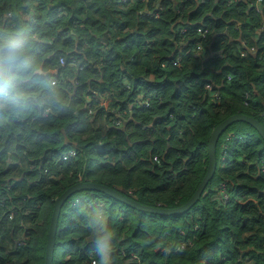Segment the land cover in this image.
Instances as JSON below:
<instances>
[{
    "label": "trees",
    "instance_id": "16d2710c",
    "mask_svg": "<svg viewBox=\"0 0 264 264\" xmlns=\"http://www.w3.org/2000/svg\"><path fill=\"white\" fill-rule=\"evenodd\" d=\"M16 37L23 60L0 80V264H44L55 200L71 187L180 208L218 125L242 115L264 127V0H0V46ZM95 214L115 233L114 264H264V141L230 125L184 215L74 194L53 264H99Z\"/></svg>",
    "mask_w": 264,
    "mask_h": 264
},
{
    "label": "water",
    "instance_id": "95a60500",
    "mask_svg": "<svg viewBox=\"0 0 264 264\" xmlns=\"http://www.w3.org/2000/svg\"><path fill=\"white\" fill-rule=\"evenodd\" d=\"M242 122L245 124L250 125L253 127L258 134L261 136V138L264 141V127L259 124L257 121L242 116V115H235L233 117L228 118L224 122H222L220 125H218L212 132L211 138L208 143V168L207 172L200 183L199 187L197 188L196 192L192 196V198L187 202L184 206L176 209H156V208H148L145 206H142L135 202L132 199H129L127 197H124L123 195L114 192L112 190H109L105 187L94 185V184H77L70 189L66 190L59 198L55 200L53 211L51 214V218L49 221V228L47 233V243L45 248V261L44 264H53L54 259V249H55V239L58 232V222L61 215V209L64 203L74 194L82 192V191H93V192H99L103 193L114 200L126 205L127 207H130L136 211L142 212V213H150L155 214L159 216H180L184 215L187 212L193 208L197 202L200 200L201 196L203 195L205 188L209 184V182L214 177L215 171H216V144L221 136V134L232 124ZM86 168H84V171Z\"/></svg>",
    "mask_w": 264,
    "mask_h": 264
},
{
    "label": "clouds",
    "instance_id": "9594fccd",
    "mask_svg": "<svg viewBox=\"0 0 264 264\" xmlns=\"http://www.w3.org/2000/svg\"><path fill=\"white\" fill-rule=\"evenodd\" d=\"M182 31L183 30H181V33ZM24 47L25 42L22 37H16L0 46V80H2L4 71L10 70L13 64L23 60ZM72 63H74V61ZM78 202L79 201L76 200V204ZM87 227L92 237L91 242L99 256V264H114L113 238L115 233L108 227L104 217L100 214L89 215L87 217ZM92 259L93 258H91L90 261H92ZM93 262L94 261H92L91 264Z\"/></svg>",
    "mask_w": 264,
    "mask_h": 264
},
{
    "label": "built area",
    "instance_id": "2783aa9c",
    "mask_svg": "<svg viewBox=\"0 0 264 264\" xmlns=\"http://www.w3.org/2000/svg\"><path fill=\"white\" fill-rule=\"evenodd\" d=\"M262 3V0H257V4H261ZM11 17V15L10 14H8L7 15V18H10ZM185 32V30H183L182 31V33H184ZM242 56V55H241ZM243 57V56H242ZM60 65L61 66H64L65 65V61L63 62L62 61V59H60ZM208 91H210L211 90V87H207L206 88ZM0 94H3V95H7V92H6V90H4V89H2V90H0ZM148 104V102H145L144 103V105H147ZM102 106H105L104 104H103V102H102ZM44 116H46V113H44ZM69 156H73V154L72 153H69ZM10 219H11V217H9ZM92 264H95L94 262L92 263Z\"/></svg>",
    "mask_w": 264,
    "mask_h": 264
},
{
    "label": "rangeland",
    "instance_id": "374dc122",
    "mask_svg": "<svg viewBox=\"0 0 264 264\" xmlns=\"http://www.w3.org/2000/svg\"><path fill=\"white\" fill-rule=\"evenodd\" d=\"M103 104H104V102H103ZM105 105V104H104ZM106 106V105H105Z\"/></svg>",
    "mask_w": 264,
    "mask_h": 264
}]
</instances>
